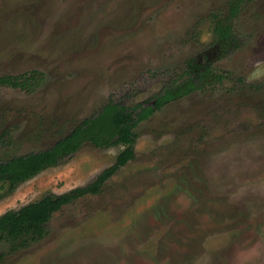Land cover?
<instances>
[{
    "label": "rangeland",
    "instance_id": "374dc122",
    "mask_svg": "<svg viewBox=\"0 0 264 264\" xmlns=\"http://www.w3.org/2000/svg\"><path fill=\"white\" fill-rule=\"evenodd\" d=\"M0 0V75L39 70L33 91L0 84V158L52 146L109 99L149 100L193 57L224 73L136 127L135 156L101 192L64 205L0 264H264V0ZM125 144L86 140L58 165L0 185V215L87 185Z\"/></svg>",
    "mask_w": 264,
    "mask_h": 264
},
{
    "label": "trees",
    "instance_id": "16d2710c",
    "mask_svg": "<svg viewBox=\"0 0 264 264\" xmlns=\"http://www.w3.org/2000/svg\"><path fill=\"white\" fill-rule=\"evenodd\" d=\"M245 1L230 0L229 10L215 21L213 44L218 46L222 56L236 46L234 19ZM224 76V73L214 71L211 65L202 68L193 57H190L184 70L166 81L161 90L149 100L126 105L111 98L96 113L82 119L52 146L6 159L0 158V185L10 184L9 190H13L22 181L61 163L65 157L76 152L86 140H91L98 146L126 145L118 154L116 162L105 168L87 185L60 194L49 193L19 209H9L2 213L0 240H9L16 248L27 247L44 237L48 232L47 223L55 212L78 197L101 192L108 178L135 156V127L141 121L152 116L168 102L201 89L214 80H222ZM42 79L43 73L32 70L0 75V84L29 92L37 88Z\"/></svg>",
    "mask_w": 264,
    "mask_h": 264
},
{
    "label": "clouds",
    "instance_id": "9594fccd",
    "mask_svg": "<svg viewBox=\"0 0 264 264\" xmlns=\"http://www.w3.org/2000/svg\"><path fill=\"white\" fill-rule=\"evenodd\" d=\"M264 78V73H261L260 75H257L255 72H252L247 77L248 82H254L256 80Z\"/></svg>",
    "mask_w": 264,
    "mask_h": 264
}]
</instances>
